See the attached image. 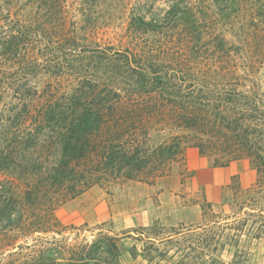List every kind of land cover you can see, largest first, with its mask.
<instances>
[{"label":"trees","instance_id":"1","mask_svg":"<svg viewBox=\"0 0 264 264\" xmlns=\"http://www.w3.org/2000/svg\"><path fill=\"white\" fill-rule=\"evenodd\" d=\"M46 1L60 5V0ZM168 2L173 13L178 2ZM135 19L130 24L133 35L154 32L160 21H167L166 17ZM22 21L16 28L15 24L9 26L0 39L1 65L18 61L22 67L18 75H35L40 65L33 59L15 56L11 61L8 56L22 46L36 45L48 53L43 59V71L51 79L56 78L57 84L60 67L65 69V62L76 58V53L78 60L93 63L96 74L110 68L116 70V77L102 88L85 83L82 87L60 89L50 80L41 91L24 92L22 80L9 77V68L2 70L0 223L5 222L15 231L2 234L6 244L1 249L7 247L10 256L21 239L52 232L54 226L48 221L56 222V209L90 187L95 176L158 177L185 146L206 156L217 168L250 159L255 167V183L264 186V99L249 70L239 68L230 58L211 64L195 62L188 54L190 42L185 40L174 44L133 36L128 42L103 47L94 42L89 50L77 51L79 47L74 42L60 47V28L56 36L49 32L46 36L45 24H39L36 31L31 29V23ZM12 104L17 105L16 110L11 111ZM40 152H46V157ZM58 177L60 197L52 198L53 185L48 180ZM263 209L259 208L260 215ZM249 212L244 215H251ZM31 215L40 222L25 230L20 221ZM242 225L238 222L236 227ZM110 241L112 244L109 239L107 244L94 241L82 246V251L88 248L86 254H70L62 262L44 256L49 251L45 249L34 251L31 259L21 255L0 264H97L105 259ZM37 255L41 256L35 259Z\"/></svg>","mask_w":264,"mask_h":264},{"label":"rangeland","instance_id":"2","mask_svg":"<svg viewBox=\"0 0 264 264\" xmlns=\"http://www.w3.org/2000/svg\"><path fill=\"white\" fill-rule=\"evenodd\" d=\"M168 1L60 0V5L54 6L46 0H0V39L10 27L25 20L36 31L39 24H45L46 36L48 32L56 36L60 28V47L74 42L77 51L89 50L94 42L102 47L128 42L133 36L174 44L185 40L190 42L188 54L195 62L211 64L230 58L239 68L249 70L264 99V0H176L173 13ZM139 16L145 21L163 17L167 21H160L154 32L133 35L130 24ZM28 46L8 58L33 59L40 65L35 75H18L22 68L18 61H6L0 64V80L5 81L3 72L9 68L8 76L21 79L24 92L41 91L50 80L56 85L58 80L43 71L46 50ZM77 56L65 62V69L60 67V89L85 83L102 88L116 77V70L110 68L96 74L90 60H78ZM9 108L16 110L17 105ZM50 152L55 153L54 149ZM40 154L46 157L47 153ZM48 182L53 185L50 196L59 198L60 178ZM248 208L255 210L249 212ZM259 208H264V186L255 183L250 159L217 168L206 156L185 146L161 176H95L90 187L56 209V222L45 220L54 226L52 232L21 239L12 256L7 247L1 249L6 244L2 234L12 229L0 223V262L21 255L31 259L34 251L45 249L49 251L44 256L62 262L70 254H86L88 248L82 251V246L94 241L107 244L110 239L105 259L97 264H264V212L260 215ZM38 222L40 219L31 215L20 224L27 230ZM238 222L243 224L241 228L236 227Z\"/></svg>","mask_w":264,"mask_h":264}]
</instances>
